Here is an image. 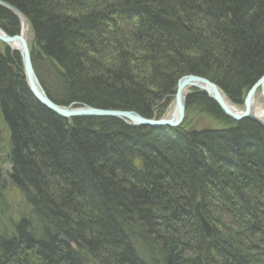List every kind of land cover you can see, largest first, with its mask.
Here are the masks:
<instances>
[{
    "label": "trees",
    "instance_id": "16d2710c",
    "mask_svg": "<svg viewBox=\"0 0 264 264\" xmlns=\"http://www.w3.org/2000/svg\"><path fill=\"white\" fill-rule=\"evenodd\" d=\"M0 1L28 23L34 67L41 56L54 64L40 71L45 80L37 75L59 105L160 119L183 76L207 79L242 107L264 75V0ZM0 28H19L1 6ZM196 107L220 128L65 120L31 96L4 46L8 178L36 220L0 229V264H264V128L231 120L193 90L185 113Z\"/></svg>",
    "mask_w": 264,
    "mask_h": 264
},
{
    "label": "water",
    "instance_id": "95a60500",
    "mask_svg": "<svg viewBox=\"0 0 264 264\" xmlns=\"http://www.w3.org/2000/svg\"><path fill=\"white\" fill-rule=\"evenodd\" d=\"M0 6L7 7L13 10L16 14L17 11L9 7L6 3L0 1ZM19 15V14H18ZM22 23V18L19 15L18 17ZM20 23V24H21ZM22 25V24H21ZM22 27V26H21ZM0 42L5 44L10 48V45H16V51L19 52L21 57L23 72L26 78V84L29 89L30 94L33 98L47 110L55 113L57 116L63 118H78V117H109L118 119L128 125L133 127L137 126H147L151 128H160L168 127L175 128L180 125L184 117L185 110V99L186 93L189 89H197L207 95V97L212 100L222 113L230 119L233 120H242L244 118L249 119L257 123L258 125L264 128V122L261 119H258L253 113L250 112V104L253 101V97L256 89L262 88L264 85V76L261 77L248 91L246 94L245 100L243 102V111H238L233 105L231 106L228 103V99L220 91V89L212 82L204 79L202 77L187 75L181 77L176 84V92L174 96V110L171 114L172 117H164L161 119H147L139 114L132 111H115V110H101L91 107L77 106V107H61L54 104L44 93L42 86L40 85L31 63L30 53L27 47V41L23 32L21 31L18 35L9 36L4 31L0 29ZM15 50V49H12ZM228 103V104H227ZM4 129H7V125L4 124ZM139 162L134 161V166L139 167ZM9 184L10 181L8 180ZM194 215L198 219L201 229L204 235L208 238L211 236L212 230L211 226L207 223L205 218L201 215L199 210V204H196L194 207Z\"/></svg>",
    "mask_w": 264,
    "mask_h": 264
},
{
    "label": "rangeland",
    "instance_id": "374dc122",
    "mask_svg": "<svg viewBox=\"0 0 264 264\" xmlns=\"http://www.w3.org/2000/svg\"><path fill=\"white\" fill-rule=\"evenodd\" d=\"M17 19H18L19 28H21V26H22L21 24L25 23V26L27 25L28 32L25 33V38H26V41H27V47H28V50H29V53H30V59H31V63H32V66H33L34 73L36 74V77H37V79H38V81H39V83L41 85V81L42 80L39 79V76H41V78H43L44 80H45V77L42 76L43 73L40 72V71L44 70L45 74L49 73L51 71V69H49V68H52L54 66V64H52L53 66H49V64L47 62H45L44 58L41 56L40 58H41L42 61L40 62V64L38 63V66L36 68L34 67L33 62H32V55H31V38H32L31 36L32 35L30 33L29 25H28V23L26 22L25 19L22 18V23L20 22V19L18 17H17ZM19 28H18V32L20 30ZM18 32H17L16 35H18ZM3 47H4V45L0 44V53L3 52ZM7 49L11 53H13L14 55L18 56L19 61H20V65L22 67V62H21V57L19 55V52L16 51V49L12 50L9 47H7ZM10 58L13 59L12 56ZM34 58H36V56H34ZM37 71H38V73H37ZM37 74H39V76ZM22 75H23V78L25 79V82H26V78H25V75H24V72H23V67H22ZM263 76H261V77H263ZM176 84H177V82H176ZM252 86L248 89V91L252 88ZM175 88H176V85H175ZM193 90L194 89L187 90L186 98H187V96L189 94H191V92H193ZM173 91H174V88L171 90V92H173ZM248 91L244 93L243 102L245 100V97H246V94L248 93ZM253 101L255 103L254 104L255 105V109L254 110L256 111V113H260L263 110V108H264V96H263V89L262 88L258 87L256 89L254 97H253ZM185 102H186V99H185ZM160 104H162V103H160ZM173 104L174 103H172V100H171V103H169L167 108H166L167 110L165 111V115H163V117H161V118L168 117V116L170 117L171 116V114L173 113V110H174V105ZM233 107H235V106L233 105ZM235 108L238 111H243V105H242V107H237L236 106ZM98 118H102V117H98ZM262 120L264 122V118ZM4 124H6V123H4ZM181 124H183L186 129L193 130V131H196V130L197 131H205V130L220 128L219 124L217 122H215L214 120L210 119L204 113H202L201 110L199 109V107L193 108L192 110L190 108L188 113L187 112L185 113V110H184V117H183V120L180 123V125ZM129 126H131V125H129ZM6 130H8V126H7V129L4 130L3 129V122L0 121V170H1V173H2V175L4 177V182H5V185H6L5 188H3L2 192H0V229L2 231L4 230V231H7V232H10L11 229H12L11 227H13V225L15 226L14 223L17 220L31 219L30 222H33L36 219L34 217L32 218L30 210H29L27 204L25 203L24 199L21 197V194L16 190V188H14V186H12L11 182L9 184L7 183V181L9 180L8 174H9L10 168H9V164H8V160H7V153H8V149H9V143H8V131H6ZM134 161H138V160L135 159ZM196 204H199V203L196 202L195 205ZM195 205H194V207H195ZM194 207H193V210H194ZM27 221H29V220H27ZM84 264H96V263H94L90 259L86 258Z\"/></svg>",
    "mask_w": 264,
    "mask_h": 264
},
{
    "label": "bare ground",
    "instance_id": "6f19581e",
    "mask_svg": "<svg viewBox=\"0 0 264 264\" xmlns=\"http://www.w3.org/2000/svg\"><path fill=\"white\" fill-rule=\"evenodd\" d=\"M8 5V4H7ZM9 7H11V8H13L14 10H16L17 11V13L21 16V18H23V19H25L24 18V16L22 15V13H20L17 9H15L14 7H12V6H10V5H8ZM2 7V6H1ZM3 8H5V9H7V10H9V11H11L12 13H13V15H16L17 17H19V15L18 14H16L13 10H11V9H9V8H7V7H3ZM1 29V28H0ZM20 29V28H19ZM28 28H27V25L25 26V23L24 24H22V27H21V31L23 32V35L25 36V33H27L28 32V30H27ZM2 30V29H1ZM19 32H20V30H19ZM18 32V33H19ZM9 35V34H8ZM9 36H12V35H9ZM0 44L1 45H4L5 47H6V45L5 44H3L2 42H0ZM10 48L11 49H16V45L15 44H13V45H10ZM3 49H4V47H3ZM36 75V74H35ZM178 81V80H177ZM28 88V87H27ZM176 89L177 88H175L174 87V92H173V95H172V98H171V100H172V103H174V96H175V92H176ZM262 89H263V96H264V85H263V87H262ZM29 90V89H28ZM194 90H197V89H194ZM43 91H44V93L46 94V92H45V90L43 89ZM201 92V91H200ZM32 96V95H31ZM46 96H47V94H46ZM33 97V96H32ZM48 97V96H47ZM49 98V97H48ZM50 99V98H49ZM51 100V99H50ZM54 104H56V105H59V104H57V103H55V101H53V100H51ZM228 103L232 106V104L228 101ZM227 103V104H228ZM255 103H254V101H251V104H250V112L251 113H253L255 116H257L258 117V119H263L264 118V108H263V110L260 112V113H256V111L254 110L255 109V105H254ZM174 105V104H173ZM59 106H63V105H59ZM72 107V105H69V106H63V107ZM73 107H76L75 105H73ZM72 107V108H73ZM218 107V106H217ZM236 107V106H235ZM221 111V110H220ZM51 112V111H50ZM222 112V111H221ZM53 113V112H52ZM55 114V113H54ZM56 115V114H55ZM58 117H60V116H58ZM170 117H172V115L170 116ZM169 116H168V119L170 118ZM60 118H62V119H65V120H71V119H74V118H63V117H60ZM90 118H98V117H90ZM102 118H104V117H102ZM151 119H156V118H151ZM231 120H233V119H231ZM242 120H249V119H247V118H244V119H242ZM234 121H238V120H234ZM240 121V120H239ZM250 121V120H249ZM124 123V122H123ZM124 124H126V123H124ZM137 127H140V126H137ZM141 127H143V126H141ZM160 128H163V127H160ZM164 128H168V127H164ZM159 129V128H158ZM9 164V168H12V166L10 165V163H8ZM10 181V180H9ZM18 192H19V190L18 189H16ZM193 212H194V210H193ZM201 213V212H200ZM202 215V214H201ZM203 216V215H202ZM208 223V222H207ZM209 224V223H208ZM211 230H212V228H211ZM212 235H213V233H211V236L210 237H206L207 239H209V238H211L212 237Z\"/></svg>",
    "mask_w": 264,
    "mask_h": 264
}]
</instances>
